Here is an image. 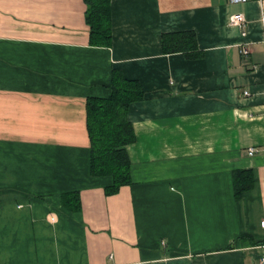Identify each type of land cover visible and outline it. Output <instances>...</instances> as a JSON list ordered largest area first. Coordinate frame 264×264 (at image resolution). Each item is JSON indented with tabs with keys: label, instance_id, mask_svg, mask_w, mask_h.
Masks as SVG:
<instances>
[{
	"label": "crops",
	"instance_id": "crops-1",
	"mask_svg": "<svg viewBox=\"0 0 264 264\" xmlns=\"http://www.w3.org/2000/svg\"><path fill=\"white\" fill-rule=\"evenodd\" d=\"M84 14L83 0H0V264H264L237 240L264 241V0H112L109 47L90 45ZM183 31L201 55L162 54ZM115 69L143 96L131 182L107 196L86 100ZM237 169L252 172L239 199ZM70 191L78 212L60 204Z\"/></svg>",
	"mask_w": 264,
	"mask_h": 264
},
{
	"label": "trees",
	"instance_id": "trees-1",
	"mask_svg": "<svg viewBox=\"0 0 264 264\" xmlns=\"http://www.w3.org/2000/svg\"><path fill=\"white\" fill-rule=\"evenodd\" d=\"M111 1L83 0L84 19L89 31L92 46L111 45ZM161 53L164 55L182 53L193 59L201 55L196 35L191 31L170 32L161 35ZM107 97H91L86 100V131L89 141V174L102 178L107 196L116 194L131 182V164L126 147L135 140L132 125L128 119L129 107L140 101L142 89L137 80L124 77L119 70H112ZM235 199L252 186L251 170L232 171ZM61 206L69 212L81 210L79 192L70 191L60 196ZM237 240L241 245H264L255 242L248 234H240Z\"/></svg>",
	"mask_w": 264,
	"mask_h": 264
},
{
	"label": "built area",
	"instance_id": "built-area-1",
	"mask_svg": "<svg viewBox=\"0 0 264 264\" xmlns=\"http://www.w3.org/2000/svg\"><path fill=\"white\" fill-rule=\"evenodd\" d=\"M231 3H243V2H246L247 0H229ZM242 18L241 16H235V17H232L230 22L232 25H240L241 22H242ZM242 35H245V32H242L241 33ZM239 52L241 55H247L248 54V49L246 48V46H240L239 48ZM245 94L248 95V92H246ZM255 148H248V154L249 155H252L254 152H255ZM260 227L264 229V220L260 222ZM262 248H264V245L262 246ZM262 260L264 261V253H262Z\"/></svg>",
	"mask_w": 264,
	"mask_h": 264
},
{
	"label": "rangeland",
	"instance_id": "rangeland-1",
	"mask_svg": "<svg viewBox=\"0 0 264 264\" xmlns=\"http://www.w3.org/2000/svg\"><path fill=\"white\" fill-rule=\"evenodd\" d=\"M262 253H264V248H262Z\"/></svg>",
	"mask_w": 264,
	"mask_h": 264
}]
</instances>
